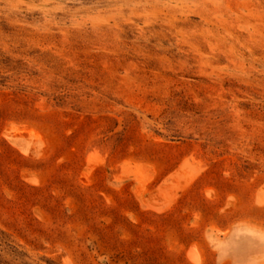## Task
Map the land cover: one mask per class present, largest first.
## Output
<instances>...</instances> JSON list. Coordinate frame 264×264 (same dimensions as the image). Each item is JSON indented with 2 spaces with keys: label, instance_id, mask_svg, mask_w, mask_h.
<instances>
[{
  "label": "rangeland",
  "instance_id": "374dc122",
  "mask_svg": "<svg viewBox=\"0 0 264 264\" xmlns=\"http://www.w3.org/2000/svg\"><path fill=\"white\" fill-rule=\"evenodd\" d=\"M0 264H264V0H0Z\"/></svg>",
  "mask_w": 264,
  "mask_h": 264
},
{
  "label": "bare ground",
  "instance_id": "6f19581e",
  "mask_svg": "<svg viewBox=\"0 0 264 264\" xmlns=\"http://www.w3.org/2000/svg\"><path fill=\"white\" fill-rule=\"evenodd\" d=\"M190 254H191V257H192V259L194 260V261H197V260H199L198 259V255H197V253H196V250L194 251L193 249L191 250V252H190ZM192 261V260H191ZM201 261V260H200Z\"/></svg>",
  "mask_w": 264,
  "mask_h": 264
}]
</instances>
